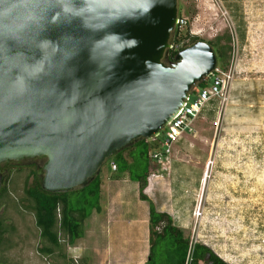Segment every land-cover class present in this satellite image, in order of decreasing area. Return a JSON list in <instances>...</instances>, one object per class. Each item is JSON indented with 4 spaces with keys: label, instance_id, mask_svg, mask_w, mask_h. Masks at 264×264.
Returning <instances> with one entry per match:
<instances>
[{
    "label": "water",
    "instance_id": "95a60500",
    "mask_svg": "<svg viewBox=\"0 0 264 264\" xmlns=\"http://www.w3.org/2000/svg\"><path fill=\"white\" fill-rule=\"evenodd\" d=\"M178 0H0V186L34 164L70 191L137 139L156 137L217 58L206 40L170 58Z\"/></svg>",
    "mask_w": 264,
    "mask_h": 264
},
{
    "label": "rangeland",
    "instance_id": "374dc122",
    "mask_svg": "<svg viewBox=\"0 0 264 264\" xmlns=\"http://www.w3.org/2000/svg\"><path fill=\"white\" fill-rule=\"evenodd\" d=\"M178 1L187 20L181 32L210 40L218 48L223 61L217 66L226 87L202 111L193 134L182 133L162 162L150 161L143 192L193 241L210 247L228 264H264V0ZM107 165L106 161L101 176L108 174ZM32 169L12 166L6 173V191L0 197V216L6 223L0 264L94 263L85 234L73 243L61 238L63 255L58 250L50 255L39 251V228L24 206ZM143 200L149 210V202ZM92 225L86 218L83 231L88 226L92 230ZM115 235L108 228L111 246L117 242ZM125 239L126 248L118 254L132 257L139 243L128 231ZM113 252L112 248L109 264Z\"/></svg>",
    "mask_w": 264,
    "mask_h": 264
},
{
    "label": "trees",
    "instance_id": "16d2710c",
    "mask_svg": "<svg viewBox=\"0 0 264 264\" xmlns=\"http://www.w3.org/2000/svg\"><path fill=\"white\" fill-rule=\"evenodd\" d=\"M181 15L179 11L178 16ZM179 35L188 37V41L183 46L202 39L197 35H189L187 31L183 34L176 27L173 40ZM206 41L216 53L217 66L219 61H223L221 53L212 41ZM176 52L170 49V58ZM207 84L208 82L203 81L198 84V87ZM160 139L159 137L137 139L107 160V163L110 161L116 163L113 176L119 177L126 173L129 178L138 183L140 197L147 200L143 190L151 168L150 151L159 148ZM21 166L33 167L31 170L32 182L24 187V199L27 202L24 206L33 212L35 224L39 228L41 245L38 249L44 255H50L55 250H58V255H63L61 253V238L66 242L73 243L82 234L84 220L93 209L99 208L100 173L89 180L87 184L73 190L49 191L41 186V180L36 174L34 164L20 165L19 167ZM6 179L7 174L4 175L0 186V197L6 191ZM148 202L149 251L144 264H184L188 251H190L189 264H228L210 247L198 241L193 242L189 234H185L181 227L173 223L172 217L167 212L157 210L150 200ZM5 231L6 223L0 216V239Z\"/></svg>",
    "mask_w": 264,
    "mask_h": 264
},
{
    "label": "crops",
    "instance_id": "0c3cea01",
    "mask_svg": "<svg viewBox=\"0 0 264 264\" xmlns=\"http://www.w3.org/2000/svg\"><path fill=\"white\" fill-rule=\"evenodd\" d=\"M107 170L108 174L105 176L100 174L99 208L93 209L87 217L88 223L89 221L93 223L92 230H89V226L85 227L80 237H83L84 234L87 236L89 246L87 245L86 249L90 250L89 255L94 260L92 264H109V253L112 248L115 253L113 252L114 258L110 264L113 261L115 264H130L132 262L133 264H144L149 251V210L145 209L142 204L145 198L139 195L138 183L129 178L126 173L119 177L113 176L114 169L110 167L109 163ZM144 193L147 198L150 197L146 191ZM122 225L127 228H123ZM108 228L116 232L115 246H111V238L109 241L107 240ZM98 229L101 236L98 235ZM118 231L119 233H117ZM125 231H128V234L130 232L139 244L137 253L133 252L132 257L122 258L118 252L126 248ZM139 231H142L140 236H138ZM102 233H105V237L102 236Z\"/></svg>",
    "mask_w": 264,
    "mask_h": 264
},
{
    "label": "built area",
    "instance_id": "2783aa9c",
    "mask_svg": "<svg viewBox=\"0 0 264 264\" xmlns=\"http://www.w3.org/2000/svg\"><path fill=\"white\" fill-rule=\"evenodd\" d=\"M186 23L187 20L184 16H178L176 27H178L180 32L185 27ZM187 41L188 37L179 35L175 40H172L170 49L178 51L184 47L183 45ZM221 74L222 73L220 72L218 66H215L209 77V84L203 87H198V85L194 87L192 91L194 92L193 97L189 94L171 120H169L164 126L165 129L163 135L159 140V148L150 151V156L153 161L160 162L162 157H168L171 152L173 142L178 139L182 133H194L196 121L202 115V111L211 103V101L217 99L224 93L226 80ZM109 164L112 169H116V163L114 161H110ZM195 241L196 240L193 242ZM189 253L190 251H188L184 264H189Z\"/></svg>",
    "mask_w": 264,
    "mask_h": 264
},
{
    "label": "flooded vegetation",
    "instance_id": "af4514ba",
    "mask_svg": "<svg viewBox=\"0 0 264 264\" xmlns=\"http://www.w3.org/2000/svg\"><path fill=\"white\" fill-rule=\"evenodd\" d=\"M12 166H20V165H10V168H11Z\"/></svg>",
    "mask_w": 264,
    "mask_h": 264
}]
</instances>
